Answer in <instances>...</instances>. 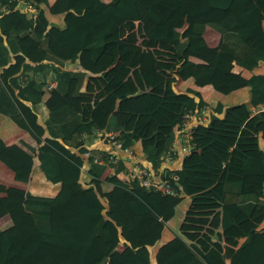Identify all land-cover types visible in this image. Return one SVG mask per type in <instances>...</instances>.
Listing matches in <instances>:
<instances>
[{
    "label": "trees",
    "instance_id": "16d2710c",
    "mask_svg": "<svg viewBox=\"0 0 264 264\" xmlns=\"http://www.w3.org/2000/svg\"><path fill=\"white\" fill-rule=\"evenodd\" d=\"M32 1L39 8L34 17L0 0V114L33 139L34 145L19 144L58 189L53 195L25 191L19 202L0 198V218L9 219L0 227V264H151L137 240L147 233L156 244L177 212L178 234L157 248L154 264H264V228L258 227L264 77L231 70L264 61V0ZM205 26L219 33L215 47L204 42ZM78 56L83 67L102 69L89 74L64 67ZM48 75L54 85L44 89ZM177 78L221 96L248 88L246 102L217 100L206 121H193L194 151L181 157L176 180H169L188 196L187 209H177L181 197L115 176L103 179L115 192L111 202L102 201L81 181L104 169L82 156L94 132L120 131L124 145L137 146L142 162L158 168L184 112L206 105L194 89L175 92ZM13 172L16 180H29L28 173ZM0 194H6L2 187ZM53 218L62 223L51 227Z\"/></svg>",
    "mask_w": 264,
    "mask_h": 264
},
{
    "label": "crops",
    "instance_id": "0c3cea01",
    "mask_svg": "<svg viewBox=\"0 0 264 264\" xmlns=\"http://www.w3.org/2000/svg\"><path fill=\"white\" fill-rule=\"evenodd\" d=\"M49 1V0H48ZM108 1V0H104ZM52 1H49V3H52ZM52 22H60L59 17H53ZM260 25L262 28V31L264 32V19L260 20ZM206 30H210L212 33L209 35H205ZM202 37L204 39V42L209 47H215L219 41V33L212 29L209 26H205ZM82 51H87L89 54V60L90 59V52L87 49H82ZM79 52V55H80ZM79 60V57L78 59ZM92 62V61H91ZM93 63V62H92ZM99 67V66H98ZM233 72L239 73L242 77L248 78L252 74H260L264 77V61L259 63L256 67H254L251 70H246L244 68H241L237 65H233L232 69ZM45 83H47L48 87L49 85H54L52 82L51 76L48 75L45 78ZM173 89L175 92H182L186 88H191L196 90L199 93V96L205 101V104L208 106V108L213 105L217 100H223L226 104H233L238 101H247V95H248V88L242 87L235 91H233L230 95L227 96H221L220 94L214 92L212 88L209 85L205 86H195L190 80H182L180 78H177L176 81L173 84ZM44 89H46L44 87ZM252 111H254V108L250 107ZM259 109H264V102L259 105ZM45 117V111L43 108H40L38 110V119L39 122L43 121ZM0 137L3 139L4 142V148L0 151V187H2L6 194H0V198L4 202H19L21 201L23 194L25 191H29L32 194L36 195H53L57 189V184H49L45 182L42 179V174L39 171V169L36 167V162L34 159H32L29 155V152L26 151L20 144L19 140L24 141L25 143L29 145H34L33 139L27 134V132L23 129L17 128L10 119L0 114ZM92 147H102V143L98 137H95L91 143ZM259 146L264 152V143L262 140L259 141ZM134 147L137 149L138 153L141 156V153L137 146L134 145ZM182 158L175 159L174 162H172L168 167L170 169L178 170L181 164ZM19 169L22 170L24 173L29 174V180L27 182H22L19 180H16L14 178V170ZM12 170V171H11ZM83 184H91L93 185L96 192H98L99 196L101 197L102 201L105 202H111L112 196L115 192V189L111 186L107 185H99L100 180H93L89 174H83L81 179ZM104 187V188H102ZM183 202L184 207L182 209L179 208V204ZM189 198L188 196L182 194L181 200L178 203L177 209L181 212H184L188 207ZM56 213H58L61 216L69 217V215L63 211L53 209ZM174 216L170 218L168 221L172 223V225H168V228L165 227L161 230L160 237L156 244H153L148 236L147 233H143L139 239L137 240V245H143L147 248L149 253V260L151 264H154V254L157 250V248L165 243L166 241L172 239L175 235L178 234V225L181 221V217L178 215L176 219H174ZM173 220V221H171ZM54 221V222H53ZM53 221L50 220V226L56 227L59 224L62 223L60 219H54ZM174 222V223H173ZM9 223V219L7 217H1L0 218V227H6ZM259 228H264V218L258 225ZM243 239H240L242 241ZM123 247L122 243H119L117 245V250H121ZM228 263V261H226ZM111 264V263H106Z\"/></svg>",
    "mask_w": 264,
    "mask_h": 264
},
{
    "label": "built area",
    "instance_id": "2783aa9c",
    "mask_svg": "<svg viewBox=\"0 0 264 264\" xmlns=\"http://www.w3.org/2000/svg\"><path fill=\"white\" fill-rule=\"evenodd\" d=\"M14 2L15 7L29 16L34 17L39 8L32 0H8ZM4 10V9H3ZM51 85L48 86L50 88ZM208 108L203 105L198 112L187 110L182 116V123L179 130L174 134L167 149L160 156L161 164L158 168L146 166L137 151L131 145H124L121 140L120 131H100L94 132L102 143V147H88L82 154L83 158L91 159L92 163L104 167L102 177L115 176L120 182L128 183L136 180L138 185L145 189H151L160 195H170L178 197L180 191L172 187L169 180H176L175 169H170V165L176 157H183L194 151V143L191 139L192 125L195 119L204 122L207 119ZM84 137V134H82ZM122 161V167L117 170ZM84 166L80 169L83 170ZM168 175V179L162 175ZM95 176L93 175L92 178Z\"/></svg>",
    "mask_w": 264,
    "mask_h": 264
},
{
    "label": "rangeland",
    "instance_id": "374dc122",
    "mask_svg": "<svg viewBox=\"0 0 264 264\" xmlns=\"http://www.w3.org/2000/svg\"><path fill=\"white\" fill-rule=\"evenodd\" d=\"M49 1H52V0H49ZM64 67H66V68H80V69H83V70H85V71H87L89 74H96V73H98L102 68L101 67H91L90 69L89 68H86V67H83L82 65H81V63H80V61L79 60H76L74 63H68V62H66L65 63V66ZM39 78V76H37V79ZM47 83H45L44 82V86L43 87H45L46 89H47ZM12 171V170H11ZM101 181V180H100ZM99 185L101 186V185H106L104 182H99ZM102 188H104V187H102ZM184 207V203L183 202H181L180 204H179V208L180 209H182ZM179 215V212H177V214L175 213V215H174V218H173V220L174 219H176V217ZM173 220H171V221H173ZM174 223V222H173ZM168 225H172V223L170 222V221H166V222H164L163 223V226H162V229L165 227L166 229L168 228Z\"/></svg>",
    "mask_w": 264,
    "mask_h": 264
},
{
    "label": "clouds",
    "instance_id": "9594fccd",
    "mask_svg": "<svg viewBox=\"0 0 264 264\" xmlns=\"http://www.w3.org/2000/svg\"><path fill=\"white\" fill-rule=\"evenodd\" d=\"M15 4V3H14ZM51 4V3H50ZM3 10V9H2ZM24 13V12H23ZM25 14H27V13H25ZM28 15V14H27ZM36 15V14H35ZM29 16V15H28ZM79 57V56H78ZM52 86V85H51ZM47 89H49L48 87H47ZM205 106H207V105H205ZM207 108H208V106H207ZM208 111H209V108H208ZM96 137V136H95ZM131 146H133L134 147V145H131ZM135 148V147H134ZM139 156H140V154H139ZM140 158H141V156H140ZM177 158H181V157H176V159ZM175 161V160H174ZM173 161V162H174ZM103 173V172H102ZM86 174H89V176L92 178V176L93 175H91V173H86ZM85 175V174H84ZM107 177V176H106ZM105 177H102V175L99 177V178H96V177H94V178H92L93 180H101L102 182H103V179H104ZM98 193V192H97ZM181 193V192H180ZM182 196V193H181V195L180 196H178V197H181Z\"/></svg>",
    "mask_w": 264,
    "mask_h": 264
}]
</instances>
